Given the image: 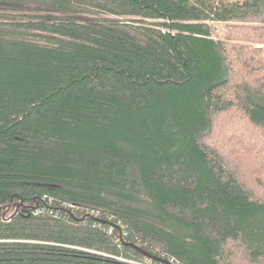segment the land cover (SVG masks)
<instances>
[{
  "label": "trees",
  "instance_id": "1",
  "mask_svg": "<svg viewBox=\"0 0 264 264\" xmlns=\"http://www.w3.org/2000/svg\"><path fill=\"white\" fill-rule=\"evenodd\" d=\"M130 244L264 264V0H0V264Z\"/></svg>",
  "mask_w": 264,
  "mask_h": 264
},
{
  "label": "water",
  "instance_id": "2",
  "mask_svg": "<svg viewBox=\"0 0 264 264\" xmlns=\"http://www.w3.org/2000/svg\"><path fill=\"white\" fill-rule=\"evenodd\" d=\"M23 205V204H20L18 207H17V210L16 212L12 215V217H14L18 212H19V208L20 206ZM34 209H36L34 207ZM100 223H104V224H107L108 222L104 221V220H101V219H97ZM135 250H137L138 252H140L143 256H145L146 258L150 259V260H153V261H156V262H159V263H162V264H174L173 261H170V260H167V259H164V258H160V257H157L155 255H152L151 253L141 249L140 247H138L137 245H134V244H130Z\"/></svg>",
  "mask_w": 264,
  "mask_h": 264
},
{
  "label": "rangeland",
  "instance_id": "3",
  "mask_svg": "<svg viewBox=\"0 0 264 264\" xmlns=\"http://www.w3.org/2000/svg\"><path fill=\"white\" fill-rule=\"evenodd\" d=\"M233 1H241V2H243V1H246V0H233ZM212 27H213V34H214V37L215 38H217V39H223L225 37V34H226L225 24H222V23H213L212 24ZM240 260L243 263L242 259H240Z\"/></svg>",
  "mask_w": 264,
  "mask_h": 264
},
{
  "label": "built area",
  "instance_id": "4",
  "mask_svg": "<svg viewBox=\"0 0 264 264\" xmlns=\"http://www.w3.org/2000/svg\"><path fill=\"white\" fill-rule=\"evenodd\" d=\"M93 215L95 214L94 212L92 213ZM136 264H155L153 260H147L146 262L143 263H136Z\"/></svg>",
  "mask_w": 264,
  "mask_h": 264
}]
</instances>
